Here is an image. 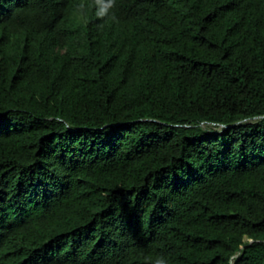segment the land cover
<instances>
[{
	"label": "trees",
	"instance_id": "trees-1",
	"mask_svg": "<svg viewBox=\"0 0 264 264\" xmlns=\"http://www.w3.org/2000/svg\"><path fill=\"white\" fill-rule=\"evenodd\" d=\"M0 264H264V0H0Z\"/></svg>",
	"mask_w": 264,
	"mask_h": 264
},
{
	"label": "rangeland",
	"instance_id": "rangeland-1",
	"mask_svg": "<svg viewBox=\"0 0 264 264\" xmlns=\"http://www.w3.org/2000/svg\"><path fill=\"white\" fill-rule=\"evenodd\" d=\"M206 126V125H204ZM212 128H215V129H221L222 127H219V126H216V125H211Z\"/></svg>",
	"mask_w": 264,
	"mask_h": 264
}]
</instances>
